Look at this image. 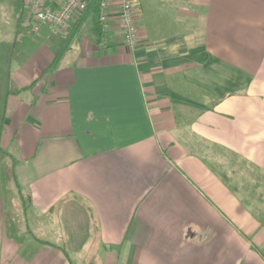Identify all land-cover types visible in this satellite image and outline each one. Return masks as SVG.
I'll use <instances>...</instances> for the list:
<instances>
[{
    "label": "crops",
    "instance_id": "obj_1",
    "mask_svg": "<svg viewBox=\"0 0 264 264\" xmlns=\"http://www.w3.org/2000/svg\"><path fill=\"white\" fill-rule=\"evenodd\" d=\"M134 11L0 56V264H264V0Z\"/></svg>",
    "mask_w": 264,
    "mask_h": 264
},
{
    "label": "built area",
    "instance_id": "obj_2",
    "mask_svg": "<svg viewBox=\"0 0 264 264\" xmlns=\"http://www.w3.org/2000/svg\"><path fill=\"white\" fill-rule=\"evenodd\" d=\"M136 0H27L26 9L33 20L31 33L38 35L42 27L50 35L65 36L75 18L93 3L98 12L100 36L98 45L106 49L118 35L120 42L134 50L139 43L135 17Z\"/></svg>",
    "mask_w": 264,
    "mask_h": 264
},
{
    "label": "rangeland",
    "instance_id": "obj_3",
    "mask_svg": "<svg viewBox=\"0 0 264 264\" xmlns=\"http://www.w3.org/2000/svg\"><path fill=\"white\" fill-rule=\"evenodd\" d=\"M26 2L27 0H0V56L6 58L7 63L11 59L14 48L26 50L34 41L35 44L40 42L44 45L49 44L46 39H41L44 38V36H41L44 33V27L40 29L38 35L31 33L30 26L33 20L29 18ZM54 36L55 34L52 35V37ZM99 36L98 12L96 6L92 3L83 13L80 23L74 27L70 37L61 41L62 55L64 54V57L68 60L77 57L81 37L96 48ZM44 75L45 73H40L34 81L44 84V80H42ZM3 172H11V162L6 156L0 158V176ZM9 183L11 184V181Z\"/></svg>",
    "mask_w": 264,
    "mask_h": 264
}]
</instances>
